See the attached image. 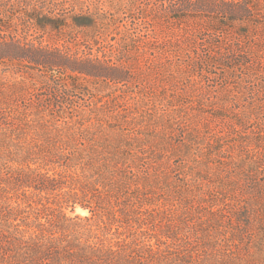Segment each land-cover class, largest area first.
Segmentation results:
<instances>
[{"label": "trees", "instance_id": "16d2710c", "mask_svg": "<svg viewBox=\"0 0 264 264\" xmlns=\"http://www.w3.org/2000/svg\"><path fill=\"white\" fill-rule=\"evenodd\" d=\"M114 1L0 0V170L65 191L73 209L123 205L128 217L155 190L167 201L197 189L199 201L214 155L235 143L203 128L264 124V0ZM236 143L234 170L218 167L241 175L249 142ZM56 164L74 171L69 189L42 172Z\"/></svg>", "mask_w": 264, "mask_h": 264}, {"label": "rangeland", "instance_id": "374dc122", "mask_svg": "<svg viewBox=\"0 0 264 264\" xmlns=\"http://www.w3.org/2000/svg\"><path fill=\"white\" fill-rule=\"evenodd\" d=\"M101 1L109 8L113 0ZM197 119L190 117L195 124ZM218 121L214 118L210 129L203 130L216 137L223 134L222 145L241 139L249 142L240 152L247 155V164L238 169L241 175L226 173L223 165L218 167L224 160L229 170H234L231 154L239 152L234 143L214 155L216 164L209 175L212 183L204 185L205 190L213 189L203 199L196 200L195 189L186 193L192 200L178 197L166 201V195H171L155 190L146 195L152 200L140 205V213L128 217L121 212L123 205L91 211L77 204L73 209L62 201L63 190L12 185L5 176L8 169L2 166L0 260L6 264H20L24 258L27 263L21 264H115L121 256L132 254L147 257L153 264H264V124L247 127L239 131L242 136L232 137L235 133ZM47 170L59 172L67 182L63 189H69L73 170L65 172L57 164L47 165L42 172ZM236 176L238 182L231 185ZM133 203L140 204L137 200Z\"/></svg>", "mask_w": 264, "mask_h": 264}]
</instances>
